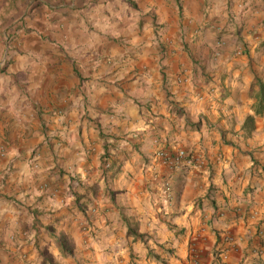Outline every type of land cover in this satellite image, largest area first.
Listing matches in <instances>:
<instances>
[{
	"label": "crops",
	"instance_id": "crops-1",
	"mask_svg": "<svg viewBox=\"0 0 264 264\" xmlns=\"http://www.w3.org/2000/svg\"><path fill=\"white\" fill-rule=\"evenodd\" d=\"M54 1L0 3V264H264V0Z\"/></svg>",
	"mask_w": 264,
	"mask_h": 264
},
{
	"label": "rangeland",
	"instance_id": "rangeland-1",
	"mask_svg": "<svg viewBox=\"0 0 264 264\" xmlns=\"http://www.w3.org/2000/svg\"><path fill=\"white\" fill-rule=\"evenodd\" d=\"M20 2L21 4L23 3H27L28 6H32L33 8H35L36 6L44 3V1H47V0H12V3L14 2ZM30 1V2H29ZM3 3L4 0H0V3ZM54 2H57L56 0ZM53 2V4H54ZM7 4H3L0 6V57L3 53V51L5 50L6 46H7V43H8V47H7V50H12V49H15V47H18L20 44H15L12 42H16V39L20 36H18V33H22L20 30L21 28H9V27H4V23L8 20H12L15 23L19 22L20 20L24 19V17L28 14H30L29 12H24L20 9H14L12 7V12L11 11H7L5 8L7 7L6 6ZM13 5V4H12ZM34 17H38L39 13H36L34 12ZM12 26L13 23H12ZM25 32L28 31H35V29H31V28H27V29H24ZM7 61V59L4 61V63Z\"/></svg>",
	"mask_w": 264,
	"mask_h": 264
},
{
	"label": "built area",
	"instance_id": "built-area-1",
	"mask_svg": "<svg viewBox=\"0 0 264 264\" xmlns=\"http://www.w3.org/2000/svg\"><path fill=\"white\" fill-rule=\"evenodd\" d=\"M154 156L171 169L189 165L193 161L192 156L184 149H176L174 151L160 149L154 153Z\"/></svg>",
	"mask_w": 264,
	"mask_h": 264
},
{
	"label": "trees",
	"instance_id": "trees-1",
	"mask_svg": "<svg viewBox=\"0 0 264 264\" xmlns=\"http://www.w3.org/2000/svg\"><path fill=\"white\" fill-rule=\"evenodd\" d=\"M257 86L259 88V91L256 95L258 98V106L256 108V112L260 113L264 110V83L257 81Z\"/></svg>",
	"mask_w": 264,
	"mask_h": 264
}]
</instances>
